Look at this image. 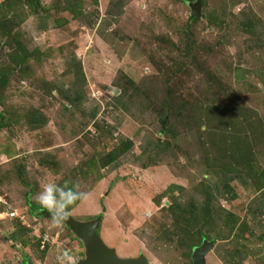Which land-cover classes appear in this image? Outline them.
I'll return each instance as SVG.
<instances>
[{"label": "rangeland", "instance_id": "rangeland-1", "mask_svg": "<svg viewBox=\"0 0 264 264\" xmlns=\"http://www.w3.org/2000/svg\"><path fill=\"white\" fill-rule=\"evenodd\" d=\"M3 1L0 0V4ZM53 1L55 0H42L45 6H51ZM207 1L208 7L204 8L202 5V17L197 24L189 19V5L176 0H126L125 6L118 10L112 0H99L98 6L88 2L84 4V8L97 22L105 19L116 20L115 25L109 29L110 34L126 36L132 44H137L152 67L148 72L158 70L168 83L171 81V84H179L178 89H182V95L190 101L206 98L208 91L207 82L203 76L197 74L190 61L185 63L186 70H179L181 67L178 62L185 61L181 60L179 53V50L185 48V32L192 33L200 42V50H203L198 64L203 63L205 72L210 71L220 82L232 87L238 99L250 103L252 108H257L264 120V46L256 47L252 41L257 42L258 38L238 29L239 22L244 21L243 18L239 21V14H247L250 7L258 8L259 3L256 6L254 0H243L242 4L232 8L229 5L226 7L227 0ZM257 10L256 14L263 21L264 15ZM213 13L221 15L226 23L225 27L219 28L208 22L207 18ZM66 14L69 18L74 16L69 12ZM24 24L22 29L27 35L28 30ZM193 26H197L198 31ZM73 27L74 29L72 26L65 28V33L77 31L76 26ZM225 37L228 44L216 47V41ZM262 37L264 40V35ZM27 38L30 39V36L27 35ZM169 39L177 45L176 49L165 44ZM49 40L53 42V38L50 37ZM27 45L34 49L32 45ZM210 49L212 51L209 53ZM5 53L9 54L10 50L1 45L0 63L6 61ZM41 66L42 68L39 62L32 60L26 74L16 72L11 76L0 105V116L3 111L6 113L7 108L19 110L21 106L44 100V95L41 94L44 92L45 83L41 71L44 66ZM176 71L178 75L174 78ZM158 78L163 81V78ZM101 88L104 89L102 86ZM9 117L10 113H7L5 119ZM66 120L67 130L43 129L34 135L17 124L12 127L0 124V199H3V203H0V264H23L26 260L28 264H56L57 254L65 248L70 249L77 260L84 257L82 242L64 224L53 227L51 220L33 216L29 211L30 204L40 206L35 197L41 190L42 183L49 180L57 184L73 182L77 180L75 175L79 174L78 179L83 190L90 191L92 198L88 203H78L73 207L70 210L71 216L79 221L101 218L99 234L102 240L122 258H134L144 254L150 264H191L192 252L200 245L199 239L214 242L219 234H225L224 223V230L220 229L223 224L222 218L217 216L220 214L218 212L206 223L204 220L205 227L198 228L199 233L195 235L183 230L185 225L179 223L180 220L184 224L187 220L191 221L178 208L180 204L188 208L193 197L201 204L208 199L202 188L212 179L205 175L204 179L193 180L201 173L203 163L209 165L207 167L213 165L211 168L223 164L213 163V158L219 161L222 155L218 151L219 140L214 139V136L206 138L208 131L204 132V139L200 140L196 131L175 125L174 129H180L178 132L181 137H167V134L172 137V133L166 130L158 134L152 151L145 153L147 159H144V165H147V169L123 161L120 167L110 170L109 165L103 166L102 159L105 153L124 139L122 134L117 133L113 138L102 139L98 131L89 132L70 141L79 128H73L74 122L67 123ZM131 121V118L127 119V123ZM250 126L257 133L258 121ZM163 127L167 128L165 124ZM127 129L123 133L133 140V136L127 134ZM142 132L141 129L136 134L141 135ZM226 135L228 139L229 136ZM210 139L215 143L212 144ZM261 140L264 143V138ZM167 141L174 144V152L162 155L160 150L168 147ZM230 142V145H225L231 149L229 158L233 160L240 155L232 152L234 147H238V143H234L232 139ZM135 143V148L143 145L141 139L135 140ZM239 144L244 149L249 147L253 150L256 161L259 149L264 163V145L258 148V138L247 137L244 143ZM140 153L139 150L136 152L137 155ZM180 176H186V179ZM176 185L185 190L180 196L183 203H175L174 206L173 199L180 195ZM162 195L164 197L160 198ZM11 212H16L19 216L24 214V222L10 218ZM47 233L49 241L42 245ZM57 234L59 235L56 236ZM189 254L190 259H187ZM206 264L219 263L209 252Z\"/></svg>", "mask_w": 264, "mask_h": 264}, {"label": "crops", "instance_id": "crops-1", "mask_svg": "<svg viewBox=\"0 0 264 264\" xmlns=\"http://www.w3.org/2000/svg\"><path fill=\"white\" fill-rule=\"evenodd\" d=\"M64 1H53L51 7L54 10L51 14L32 16L24 24L31 45L43 53L40 67L44 66L41 70L44 84L49 85L48 91L41 92L45 101L29 106L26 104L17 110L20 115L25 109L28 111V117L24 118L27 123L22 121L24 125L21 126L33 135L43 129L67 130V119V123L74 122L73 128H79L76 136L69 139L70 141L89 132L98 131L102 139L113 138L117 133H121L124 139L109 151L121 148L122 156L117 161V167L124 161L147 169V165H144L145 155L152 151L158 134L164 130L170 131L172 137L169 134L167 137L177 139L181 137V133L178 132L180 129H174L175 125L189 128L192 132H195V129L187 117H167L162 104L163 92L155 94L164 90L162 81L156 72H148L152 67L137 44H132L126 36L110 34L109 29L115 25L116 20H99L92 27L75 19L76 22L74 16L69 18L64 9L57 11L59 4ZM254 1L256 6L259 3L258 8L250 7V10L255 20H261L256 12L259 9L264 15V0ZM112 2L118 10L125 6L126 0ZM242 3L243 0L239 4ZM74 25L77 31L66 34L65 28L72 26L74 29ZM50 37L53 42L49 40ZM6 114L3 111L0 124L12 127L16 125V120H20V117L15 115L12 124L10 119H5ZM128 118L132 119L130 123H127ZM126 129L127 134L133 136V140L123 133ZM141 129L142 134H136ZM140 139L143 145L135 148V140ZM129 143L130 148H126L125 145ZM167 143L168 147L160 150L162 155L174 152L172 141ZM138 150L141 157L136 154ZM259 164L263 166L264 163ZM202 166L201 173L193 180L204 179L205 175L212 179L202 188L208 199L201 204L193 197L188 203V208L183 204L179 205L178 208L191 219V224L184 227L189 228L190 234H198V228L205 227L203 221L206 223L218 212L220 214L217 216L222 218L221 223L225 224L226 232L223 236H217L210 250L217 263L264 264V188L257 189L253 180L245 174L214 171L204 163ZM114 169L115 167L110 170ZM175 187L180 195H177L172 203H183L180 196L185 188L178 185ZM179 223L182 224V221ZM224 224L221 230H224Z\"/></svg>", "mask_w": 264, "mask_h": 264}, {"label": "trees", "instance_id": "trees-1", "mask_svg": "<svg viewBox=\"0 0 264 264\" xmlns=\"http://www.w3.org/2000/svg\"><path fill=\"white\" fill-rule=\"evenodd\" d=\"M176 1H180L189 5V3H194L196 0ZM88 2H90L92 5H99V0H65L63 3L59 4L60 6L57 7V11H61V9H64V11L72 13V15H74V18L77 19L80 23L86 22L88 26L92 27L95 26L97 21H95L94 18L91 17L92 15H88V13L85 11L86 8H84V4L86 5L88 4ZM240 2L241 0H227L225 4L227 5L226 7H228L229 5L230 7L235 8L236 6L240 5ZM202 5L204 8L208 7V1L203 0ZM52 8L53 7L51 6H45L42 0H4L0 4V46L3 45L6 49L10 50L9 54L5 53L6 61L4 63H0V105H2V98L8 84L10 83L11 76L16 72H19L21 75L26 74V71L30 67V62L32 60H35L36 62L40 63L43 56V53L39 48H34L33 50L28 48L27 43L31 45V42L22 29L23 24L32 16L51 14V12L54 10V8ZM226 9L225 11L223 10L224 13L226 12ZM253 15L254 14L250 12V10L247 11V14L243 12L239 14V21L240 18H243L244 21H242V23L239 22L238 29L255 35V37L258 38V41H252L253 45H255L256 47H263L264 40L262 36L264 35V22L259 19L255 20L256 18ZM189 19L195 24L200 21V18H195L191 15L189 16ZM207 20L210 24L215 25L219 28H223L226 25L221 15L217 13L210 14ZM193 29L198 31L197 26H193ZM185 35V48L183 50H179L181 60L183 59L185 61L184 63L178 62L181 67L179 68V70H186L187 68L185 63L188 61H190L194 65L197 74L203 76L205 81L207 82L208 91L206 94V98H198V100L194 99L191 101L188 100L184 95H182L184 91L182 89H178L179 84H171V81L168 83L167 80L164 79V75H161L158 70L156 73L157 76L163 78L162 83L164 85V90L155 92V94L158 95L159 93L163 92L164 98L162 100V104L167 113V117H187V120L190 122V124H192V127H194L195 131L198 133V138L200 137V140L201 138L204 139V137L202 136H204V132L207 131V139L214 136V139L219 140L217 144L218 151L222 156L221 158H219V161H216L215 158H213V163L221 162L223 164L212 168L211 166L213 165H211L208 168L214 169V171L222 170L224 172H227V174H245L247 175V177H250L253 180L257 189L264 188V166H261L259 164V162H262V155L259 149L258 161H256L254 159L255 157L253 150H251L249 147H246L244 149L239 144L241 142L244 143V141L247 140V137H256L258 138V148H261L260 145H264V143L261 142V139L264 138L263 117H260V113L258 112V110H256L257 108H252L250 106V103L238 99L239 97L235 94L234 91H232V87H229L228 85L220 82L215 74L211 73L210 71H204V64H198V62H200L199 60L202 58L201 53L203 52V50H200V42L196 40L192 33L188 31L185 32ZM226 40V37L217 40L215 43L216 47L227 45L229 41ZM165 44L169 47L175 49L177 48V45L170 42V39L168 41H165ZM211 51L212 50L210 49L209 53ZM173 75L174 78H176V76L178 75V71L174 72ZM48 85L49 84H44V87L41 85L44 91H48ZM5 112L8 114L10 113L9 119L11 120L12 124L15 115L20 117V120H16V122L14 123L20 126L27 123L24 120V118L26 119L28 117V111L26 109L24 110V112H22L21 115L15 108H7ZM22 121L24 124L22 123ZM254 121H258V130H256L257 133H255L253 131V127L250 126V124ZM3 125H5L6 127H10L8 124ZM248 125L250 127H248ZM225 133L228 134L230 138L228 137L227 139V135ZM219 135H221L220 138ZM231 139L234 141V143H238V147H234L232 149V152H234L235 154L237 152L240 155V157L238 158L235 156L233 160L229 158L231 149H229L228 146L225 145H230ZM235 140L238 142H235ZM203 141L204 140H202V142ZM211 143L213 144L215 142L211 140ZM130 146V143L129 145H125L126 148H130ZM120 156H122L121 148L105 153L102 159L103 166L107 167L109 165V169H113L114 167L117 168V166H119V163L116 161L120 158ZM75 176L78 179V176H80V174ZM98 177H100V175ZM64 183L65 181L58 184L63 185ZM67 183L68 187H72V182ZM164 194L166 195V193ZM163 195L160 196V198L165 196ZM157 201V203L159 204L160 199ZM78 203L80 202L78 201L76 204L70 206L69 210L75 207ZM42 210L46 209L42 208V206H31L30 204L29 211L31 215L41 218L39 216V213ZM181 221L182 220H180L179 222ZM187 221L186 224H184V221H182V224H184L185 226H189L191 224V221ZM182 229L189 233V228L183 227ZM180 240L182 239L180 238ZM203 240V238L199 239V244H201ZM190 256L191 254L187 255V259H190ZM23 264H28L27 260L26 262H23Z\"/></svg>", "mask_w": 264, "mask_h": 264}, {"label": "water", "instance_id": "water-1", "mask_svg": "<svg viewBox=\"0 0 264 264\" xmlns=\"http://www.w3.org/2000/svg\"><path fill=\"white\" fill-rule=\"evenodd\" d=\"M202 2L196 0L189 3L191 16L195 18L202 17ZM39 216L51 220V214L47 210H42ZM101 218L91 221H79L71 215L63 223L83 244L84 257L78 260V264H150L144 254L134 258H122L116 250L108 247L99 234ZM214 242L204 240L192 252V264H206V256L213 248ZM32 264V263H29Z\"/></svg>", "mask_w": 264, "mask_h": 264}, {"label": "clouds", "instance_id": "clouds-1", "mask_svg": "<svg viewBox=\"0 0 264 264\" xmlns=\"http://www.w3.org/2000/svg\"><path fill=\"white\" fill-rule=\"evenodd\" d=\"M40 188L35 200L51 214L53 227H60L69 218L70 206L78 201L88 203L92 198L90 191L83 190L79 179L72 182V187H68L67 182L60 185L49 180L42 183ZM56 264H78V260L72 255L70 249L65 248L57 254Z\"/></svg>", "mask_w": 264, "mask_h": 264}, {"label": "built area", "instance_id": "built-area-1", "mask_svg": "<svg viewBox=\"0 0 264 264\" xmlns=\"http://www.w3.org/2000/svg\"><path fill=\"white\" fill-rule=\"evenodd\" d=\"M0 203H3V199H0ZM19 215L16 213V212H11L10 213V215H9V217L10 218H16L17 220H19V221H21L22 223L24 222V220H25V215L24 214H22V215H20L19 217H18ZM59 234H57L56 236H58ZM49 234L47 233V234H45V236H44V239H43V243H42V245H45V243L47 242V241H49ZM45 246H43V248H44Z\"/></svg>", "mask_w": 264, "mask_h": 264}]
</instances>
